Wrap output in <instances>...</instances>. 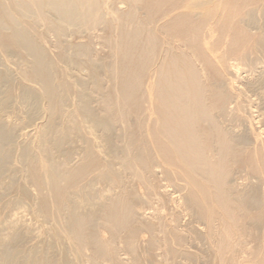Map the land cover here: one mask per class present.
<instances>
[{
    "label": "bare ground",
    "instance_id": "obj_1",
    "mask_svg": "<svg viewBox=\"0 0 264 264\" xmlns=\"http://www.w3.org/2000/svg\"><path fill=\"white\" fill-rule=\"evenodd\" d=\"M250 94L264 0H0V264H264Z\"/></svg>",
    "mask_w": 264,
    "mask_h": 264
},
{
    "label": "rangeland",
    "instance_id": "obj_2",
    "mask_svg": "<svg viewBox=\"0 0 264 264\" xmlns=\"http://www.w3.org/2000/svg\"><path fill=\"white\" fill-rule=\"evenodd\" d=\"M252 59H254V57L252 58ZM10 60V61H9ZM15 61V62H14ZM14 61H13V57L11 58H9V57H7V58H5V60H4V63L7 65V67L10 69V70H12V71H14V69H15V71H16V65L18 66V62H17V60L14 58ZM11 65V67H9ZM15 66V67H14ZM12 68H14V69H12ZM241 70H244V69H246L247 68V70H248V66L247 67H239ZM14 71V72H15ZM13 97H14V99H16L18 96H19V93H18V91H15L14 93H13ZM251 95V96H250ZM249 95V98L253 101V103H255L254 104V106L255 107H253L252 109H251V115L254 117V118H259V115L260 114H262V113H264V108L262 107V106H260V103L257 101V97L255 98L254 96H253V94H250ZM255 101V102H254ZM247 106V104L246 103H244V106ZM11 112V111H10ZM18 113V112H17ZM249 113V112H248ZM254 127H255V129L257 130V129H263L264 130V126H261V124H254ZM17 176L20 178L22 175H21V173H17ZM13 197V195L11 194L8 198H12ZM14 198V197H13ZM20 209H23V211L21 210L20 211ZM20 209H18L19 210V212H18V210L17 211H13V213H20V215H22L23 216V218L26 220V221H28V222H30L31 223V221H32V224H33V228H34V232L36 233V231H37V233H38V230H41L40 232H44L45 230H46V228L44 229L43 227H42V224H40L41 223V219L39 220L38 218H35V216H34V218H33V216H32V214L29 212V210L28 209H25V208H20ZM12 213V211L11 212H7V211H4V212H1L0 213V220L2 219V220H7L8 219V217H9V215ZM21 216V217H22ZM34 220V221H33ZM39 221V222H38ZM39 223V224H38ZM196 264H201V263H199L198 261L196 262Z\"/></svg>",
    "mask_w": 264,
    "mask_h": 264
}]
</instances>
